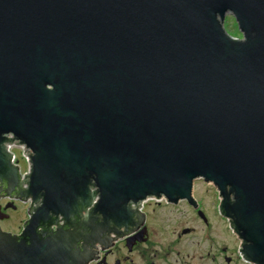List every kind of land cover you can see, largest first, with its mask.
<instances>
[{"label": "water", "instance_id": "water-1", "mask_svg": "<svg viewBox=\"0 0 264 264\" xmlns=\"http://www.w3.org/2000/svg\"><path fill=\"white\" fill-rule=\"evenodd\" d=\"M14 144L31 206L21 234L0 227V264H87L142 201L196 203L197 180L242 262L264 264V0H0L10 195Z\"/></svg>", "mask_w": 264, "mask_h": 264}, {"label": "flooded vegetation", "instance_id": "flooded-vegetation-1", "mask_svg": "<svg viewBox=\"0 0 264 264\" xmlns=\"http://www.w3.org/2000/svg\"><path fill=\"white\" fill-rule=\"evenodd\" d=\"M13 164L19 167L20 180L22 179V181L12 191L11 195L7 192L4 183L0 181V190H2L0 191V227L7 232L21 234L24 229V222L29 218L31 206V201H25L21 195L23 189L27 187L23 179H25L24 174L28 169H23L16 154ZM18 193H21L20 196ZM193 195L196 203L188 200L173 203L164 198H148L137 204L133 207L130 218L124 221V226L119 231L120 235L117 236L114 232L110 233V236L114 237L110 246L101 243L90 246L93 256L87 264H241L240 249L236 252L235 249H186L179 246L182 237L194 232L192 227L182 225L180 206L190 209L195 216L199 217L205 224L204 230L208 234L211 232L209 229L215 226L214 219L216 216L224 217L219 212V195L208 206H206L205 198L196 197L195 186ZM25 207L27 208L26 216L21 221L19 230L14 232L5 228V223L11 221L17 212H25ZM84 214L85 211L82 212V215ZM224 219L226 218L224 217ZM59 225H64V221H61ZM64 227L67 228V226ZM172 227L174 228L171 232L173 239L165 244L162 239ZM57 228L58 226H53L54 230ZM108 235V232L104 234L105 240ZM84 239L80 242L82 249H74L73 256H78V260L86 257V240ZM235 253L239 254V259Z\"/></svg>", "mask_w": 264, "mask_h": 264}, {"label": "rangeland", "instance_id": "rangeland-1", "mask_svg": "<svg viewBox=\"0 0 264 264\" xmlns=\"http://www.w3.org/2000/svg\"><path fill=\"white\" fill-rule=\"evenodd\" d=\"M224 26L227 32L232 36H242L233 17L227 16ZM13 151L17 155L18 161L23 169H28V161L23 157L21 150L15 147ZM195 190L196 197L205 198L204 200L206 202V206L211 204L213 199L218 196V192L214 186L212 184H207L203 180H197L195 182ZM24 210L25 212H17L11 221L5 223L4 227L17 232L21 226V221H23L26 216L25 213L27 208L25 207ZM179 210L182 211L180 212L182 225L185 227H192L194 229V232L182 237V242L179 246L185 247L186 249H236L237 240L231 235L230 230L227 229L224 218L216 216L214 219L215 226H213L214 228L209 229L211 232L208 234V232L204 230L205 224L202 223L201 219L195 216L190 209L180 206ZM173 229L174 228L172 227L169 232L165 233V238L162 239L165 244L171 242L173 239V235L171 233ZM242 263L247 264L245 262Z\"/></svg>", "mask_w": 264, "mask_h": 264}, {"label": "built area", "instance_id": "built-area-1", "mask_svg": "<svg viewBox=\"0 0 264 264\" xmlns=\"http://www.w3.org/2000/svg\"><path fill=\"white\" fill-rule=\"evenodd\" d=\"M15 147L19 148V149L23 152V156H24L25 158L28 159V157L25 155L24 150H23V148L21 147V145H15V144H14V145H11V146L8 147V150H9L10 152L13 153L12 161L14 160V157H15V152L13 151V149H14Z\"/></svg>", "mask_w": 264, "mask_h": 264}]
</instances>
